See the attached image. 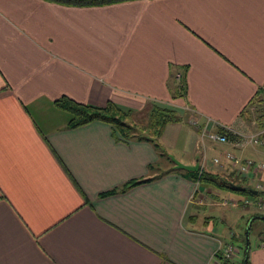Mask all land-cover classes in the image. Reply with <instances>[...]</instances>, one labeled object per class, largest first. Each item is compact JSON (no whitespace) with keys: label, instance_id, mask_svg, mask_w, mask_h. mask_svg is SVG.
<instances>
[{"label":"crops","instance_id":"1","mask_svg":"<svg viewBox=\"0 0 264 264\" xmlns=\"http://www.w3.org/2000/svg\"><path fill=\"white\" fill-rule=\"evenodd\" d=\"M64 96L112 101L135 130L72 127ZM155 107L181 117L160 136ZM221 126L264 135V0H0V264H212L218 240L244 239L224 204L241 196L173 157L256 189L225 152L264 148L202 139ZM250 259L264 264L263 232Z\"/></svg>","mask_w":264,"mask_h":264},{"label":"trees","instance_id":"2","mask_svg":"<svg viewBox=\"0 0 264 264\" xmlns=\"http://www.w3.org/2000/svg\"><path fill=\"white\" fill-rule=\"evenodd\" d=\"M48 1L56 2L59 4H63V5H68V6H103V5H108V4H112V3H116L120 1H126V0H48ZM55 103L58 107L64 110H67L71 113L72 118H71L70 124L72 127L83 126V125H86L96 120H102V121H106V122L113 124L118 129L120 134L124 135L125 137L131 136L133 133V130H135L133 126L129 125L125 121L126 119L129 118L130 111L123 109L122 107H120L119 105H117L116 103L112 101L108 102L106 106H96L92 104L81 103L70 97L64 96L56 100ZM180 119L181 117L173 109L155 107L152 113V116H151L150 123H149L150 134L160 136L165 126L169 122H172L174 120H180ZM188 173L192 175V178L197 179L199 182H204V183L209 182V183H213L216 185H220L233 192H237L240 194H249V195H252V197L255 200L263 195L257 189L250 188L249 186H247L244 183L245 181L237 182L238 183L237 185H242L244 187H247L246 191H239V190L234 189L230 185L231 181L229 179L223 178L219 176L218 174L210 173L208 171H201L200 169L198 171H190ZM146 181L147 180L130 181L128 184L125 185V188H129L134 185H137L138 183L146 182ZM253 191H257L258 193L255 194ZM116 192L117 190H113V191H110L104 194H112ZM247 198L249 197H241V199L238 198V200L241 201V206L244 203V200ZM261 216H264V214L263 215L256 214L255 215L256 218L254 219V221L257 219H261ZM254 221L252 222V224L254 223ZM243 240L245 242L246 237H244ZM233 243L236 244L235 242ZM238 248L240 249V246H238ZM241 249H243L242 250L243 258H242V263H241L243 264V261L245 258V246L241 247ZM250 257H251V251H250V254L247 260V264H251Z\"/></svg>","mask_w":264,"mask_h":264},{"label":"built area","instance_id":"3","mask_svg":"<svg viewBox=\"0 0 264 264\" xmlns=\"http://www.w3.org/2000/svg\"><path fill=\"white\" fill-rule=\"evenodd\" d=\"M232 133H235L236 136L238 135L237 140L235 141V145L237 147L246 148L249 146H262L264 148L263 132L238 133L232 127L221 126L220 130L218 131H210L208 128H204L201 132V136L202 139L208 138L213 142L226 144L230 143V135H232ZM225 158L227 161L235 165L241 174L247 175L251 172H255L259 175V178L256 182V189L260 191L263 195L256 199L254 203L260 210L264 211V160H255L252 158L244 159L235 155L231 151L225 152ZM221 162L222 159L220 157L214 158V163L221 164ZM224 204L240 206L241 201L235 198L225 199ZM250 204L251 201L249 199H245L242 206H247ZM218 243L219 245L212 257V264H231L238 256L240 249L233 242H223L221 240H218Z\"/></svg>","mask_w":264,"mask_h":264},{"label":"rangeland","instance_id":"4","mask_svg":"<svg viewBox=\"0 0 264 264\" xmlns=\"http://www.w3.org/2000/svg\"><path fill=\"white\" fill-rule=\"evenodd\" d=\"M254 105H257V104H254ZM254 105L252 106V108L250 107L249 111L251 112L252 110V113L250 114V116H252V118H256L260 115V112H257L256 110H260V108L262 107V105H258L259 108H257L255 110L254 108ZM134 119H141L139 114L135 113L134 115ZM126 122L130 121V120H125ZM138 132V131H137ZM138 133H141V132H138ZM251 147H248V149H250ZM247 149V148H246ZM235 153V152H233ZM237 156H239L237 153H235ZM240 157V156H239ZM245 184H247V182H244ZM253 187V186H252ZM250 186V188H252ZM233 195L237 196V197H249L247 199H249L251 201V204L250 205H247V206H240V208H237V209H240V214H242V216L240 217L238 215L237 212L236 213V218L238 219V225H236V228L239 229L242 233V235L244 237H246V231H247V227H248V223H249V220L254 217L256 214H261L263 215L264 214V211L263 210H260L257 205L254 203L255 199L252 197V195H249V194H240V193H237V192H233ZM234 209V208H232ZM235 211H238V210H235ZM251 231H250V242H251V245H254L255 241H256V238L257 236L259 235L260 232H263L264 233V220H261V219H257L254 221V223L252 224L251 226ZM246 245V241L244 242L241 241L239 242V246H240V253L238 254V258L236 260V262L234 261L232 264H241L242 263V258H243V249H241V247H244Z\"/></svg>","mask_w":264,"mask_h":264},{"label":"water","instance_id":"5","mask_svg":"<svg viewBox=\"0 0 264 264\" xmlns=\"http://www.w3.org/2000/svg\"><path fill=\"white\" fill-rule=\"evenodd\" d=\"M173 160L176 163V167H178L180 169H185V170H189V171H198L200 169L199 164L186 165L174 157H173ZM230 185L234 189L239 190V191H246L247 190V187H244L242 185H237V184H234L232 182L230 183ZM253 192L255 194L258 193L257 191H253ZM255 218H256L255 216L252 217L248 223V227H247V231H246L245 258H244L243 264H247V260H248V257H249L250 251H251L250 231H251L252 222L254 221ZM261 219L264 220V216H261Z\"/></svg>","mask_w":264,"mask_h":264}]
</instances>
